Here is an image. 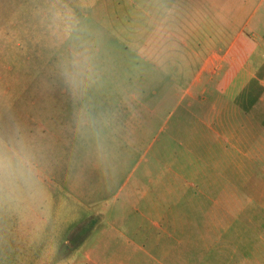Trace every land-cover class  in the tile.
Returning <instances> with one entry per match:
<instances>
[{
    "label": "rangeland",
    "instance_id": "rangeland-1",
    "mask_svg": "<svg viewBox=\"0 0 264 264\" xmlns=\"http://www.w3.org/2000/svg\"><path fill=\"white\" fill-rule=\"evenodd\" d=\"M144 10L0 0V139L34 166L29 184L0 193V264H232L219 206L191 204L218 196L201 62L177 57L184 46ZM244 207L239 257L249 242L263 257L264 203ZM204 212L205 231L188 220Z\"/></svg>",
    "mask_w": 264,
    "mask_h": 264
},
{
    "label": "crops",
    "instance_id": "crops-1",
    "mask_svg": "<svg viewBox=\"0 0 264 264\" xmlns=\"http://www.w3.org/2000/svg\"><path fill=\"white\" fill-rule=\"evenodd\" d=\"M138 2L144 11L155 14L161 28L169 29L170 44L184 46L176 48L177 57L201 62L193 81L202 85L204 113L200 121L212 132L214 142L211 174L206 176L213 178L209 182L217 188L218 196L214 201L200 197L191 204L219 206V241L233 238L229 240L233 248L230 263L264 264V256L259 257L260 250L250 242L249 255L239 257L237 248L242 249V241L237 238L243 234L236 232V223L247 215L243 206L264 203V0ZM210 92L211 100L207 97ZM190 95L195 99L192 91ZM216 146L217 154L213 151ZM211 219L208 212L188 216V220L202 222L196 227L204 231ZM222 222L232 223L224 226ZM202 241L206 242L204 236ZM169 252L171 258L172 249ZM204 252L207 256L209 250ZM201 264L209 261L203 256Z\"/></svg>",
    "mask_w": 264,
    "mask_h": 264
},
{
    "label": "clouds",
    "instance_id": "clouds-1",
    "mask_svg": "<svg viewBox=\"0 0 264 264\" xmlns=\"http://www.w3.org/2000/svg\"><path fill=\"white\" fill-rule=\"evenodd\" d=\"M33 178L34 166L26 148L0 139V193L21 183L27 185Z\"/></svg>",
    "mask_w": 264,
    "mask_h": 264
}]
</instances>
